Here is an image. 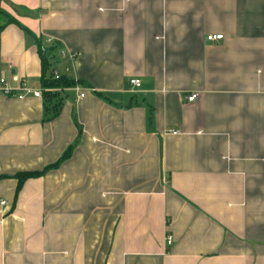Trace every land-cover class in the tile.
Instances as JSON below:
<instances>
[{
  "label": "crops",
  "instance_id": "0c3cea01",
  "mask_svg": "<svg viewBox=\"0 0 264 264\" xmlns=\"http://www.w3.org/2000/svg\"><path fill=\"white\" fill-rule=\"evenodd\" d=\"M1 10L0 78L42 92L32 35L73 85L0 94V264H264V0Z\"/></svg>",
  "mask_w": 264,
  "mask_h": 264
},
{
  "label": "trees",
  "instance_id": "16d2710c",
  "mask_svg": "<svg viewBox=\"0 0 264 264\" xmlns=\"http://www.w3.org/2000/svg\"><path fill=\"white\" fill-rule=\"evenodd\" d=\"M0 15L5 18V21L3 26L0 28V33L1 30L8 24H16L17 26H19V24L17 23V21H15L14 19L9 18L2 10H1V0H0ZM21 27V26H20ZM28 34H30L27 30H25ZM31 37H33L34 41L37 44V48H38V52H39V56L41 58V64H42V69H43V75L40 81V86L42 89V96L45 98V102H50L54 101L56 102V104L54 105V107H52V110L49 109V111H53L51 112L52 114L50 115V119L52 120L53 118H55L58 115V106H59V95L57 94L56 90H63L66 89L68 87H71L73 85V80L68 78V77H58L56 78L55 75L53 74H49V69H50V64L46 58L45 55V50L42 46V44L40 43V41H37L36 38L34 36L31 35ZM14 95V94H13ZM13 95L9 96V97H13ZM47 110V112H49ZM71 150L72 147H70L62 156L61 158L55 162L54 164L48 165L46 166L42 171L39 172H21L18 173L14 176V179H16L18 181V186H17V195L19 193V191L21 190L23 184L30 180V179H36V178H41L43 177L47 172L53 170V169H57L64 161H66L71 154Z\"/></svg>",
  "mask_w": 264,
  "mask_h": 264
},
{
  "label": "built area",
  "instance_id": "2783aa9c",
  "mask_svg": "<svg viewBox=\"0 0 264 264\" xmlns=\"http://www.w3.org/2000/svg\"><path fill=\"white\" fill-rule=\"evenodd\" d=\"M222 39H223L222 35H216V36L210 35L207 37V40L209 42H214V41H218V40H222ZM62 55H63V57H66L72 61L76 60L79 57V54H67L65 52H63ZM12 79L14 82H16L18 84L16 88L11 87V85L9 84L7 79L0 78V94H2L4 96H11L14 94L15 96H17L19 98H23L30 93H32L37 98L42 96V92L40 90L33 89L27 81L18 80L15 77H13ZM130 84H131V86H133L135 88H139L141 86V82L139 80H131ZM81 96H83V95H81ZM197 98H198L197 94H191L190 96L187 97V101L189 103H193L197 100ZM171 134L181 135V133L178 131H171ZM0 205L6 206L7 202L6 201H0ZM172 241H173L172 237L169 236L167 238L168 244L171 245Z\"/></svg>",
  "mask_w": 264,
  "mask_h": 264
}]
</instances>
